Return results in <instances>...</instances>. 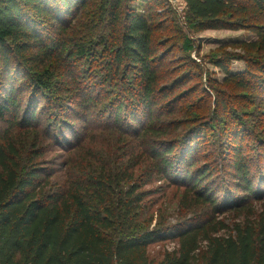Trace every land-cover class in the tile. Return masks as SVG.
<instances>
[{
  "label": "trees",
  "instance_id": "trees-1",
  "mask_svg": "<svg viewBox=\"0 0 264 264\" xmlns=\"http://www.w3.org/2000/svg\"><path fill=\"white\" fill-rule=\"evenodd\" d=\"M183 1L0 0V264H264V0ZM205 30L255 38L192 82Z\"/></svg>",
  "mask_w": 264,
  "mask_h": 264
},
{
  "label": "rangeland",
  "instance_id": "rangeland-1",
  "mask_svg": "<svg viewBox=\"0 0 264 264\" xmlns=\"http://www.w3.org/2000/svg\"><path fill=\"white\" fill-rule=\"evenodd\" d=\"M140 3V1H139ZM171 9V16L175 18L177 25L183 30L184 33L189 32L186 27V13L187 8L183 0H175L172 3H167ZM195 38L198 40L195 44H199L198 49L195 46V49H191L189 53V57L193 60L204 65L199 66L201 69H196L194 72V78L192 82H205L206 76L203 74V69L206 67L209 70L210 77L212 79L222 80L224 74L220 72L216 67L211 65L208 62V54L217 46L222 44H232L238 43L242 41H249L255 38V36L245 30H205L198 34H195ZM177 47L174 48L168 57L165 60L166 65L176 66L181 63L180 58L185 53L180 48V40L176 42ZM228 50H232L233 48L227 47ZM238 52H241L239 49H234ZM198 51V52H197ZM179 62V63H178ZM203 66V67H202ZM205 66V67H204ZM232 72H240L245 68L244 61H234L231 64ZM201 71V75H200ZM191 84V83H190ZM154 186V185H152ZM156 186V185H155ZM179 189L174 187L166 188L165 191H160L158 193L150 194L145 200L143 204L149 208L151 212H153V219L150 221V224L157 223L162 221L165 225H172L177 222L180 213H178V197H179ZM149 218V216H147ZM175 241L174 239H166L155 244H152L149 247V251L151 255H155V257H159L165 249L171 250L174 248Z\"/></svg>",
  "mask_w": 264,
  "mask_h": 264
},
{
  "label": "built area",
  "instance_id": "built-area-1",
  "mask_svg": "<svg viewBox=\"0 0 264 264\" xmlns=\"http://www.w3.org/2000/svg\"><path fill=\"white\" fill-rule=\"evenodd\" d=\"M167 3H172L174 2L175 0H165Z\"/></svg>",
  "mask_w": 264,
  "mask_h": 264
}]
</instances>
